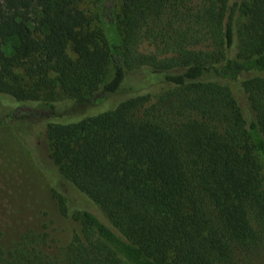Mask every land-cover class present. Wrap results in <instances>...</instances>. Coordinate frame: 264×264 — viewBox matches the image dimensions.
Instances as JSON below:
<instances>
[{
    "label": "trees",
    "instance_id": "obj_1",
    "mask_svg": "<svg viewBox=\"0 0 264 264\" xmlns=\"http://www.w3.org/2000/svg\"><path fill=\"white\" fill-rule=\"evenodd\" d=\"M85 1L0 0V105L44 127L57 210L0 264L264 257V0H93L102 29Z\"/></svg>",
    "mask_w": 264,
    "mask_h": 264
},
{
    "label": "rangeland",
    "instance_id": "obj_2",
    "mask_svg": "<svg viewBox=\"0 0 264 264\" xmlns=\"http://www.w3.org/2000/svg\"><path fill=\"white\" fill-rule=\"evenodd\" d=\"M81 8L90 17L91 28H104L101 11L93 5V0H86ZM102 13L104 19H108L109 12L106 7H103ZM148 82L146 74L142 71L130 74L124 91L110 97V101L103 107L126 98L134 89ZM1 103L0 232L2 242L9 244L27 229L39 227L44 219L56 217L57 210L48 188L50 184L45 185L46 179H52L54 172L44 138V127L38 122L23 123L12 120L10 115L17 106L11 101ZM61 108L65 111L76 110L69 102L62 104ZM39 169L43 173L38 172ZM43 207L48 210L41 212ZM44 212H47L48 216H44ZM54 221L58 225L61 224L59 219ZM60 234L61 232L58 237L64 242L66 234L63 238ZM249 264H264V257Z\"/></svg>",
    "mask_w": 264,
    "mask_h": 264
}]
</instances>
